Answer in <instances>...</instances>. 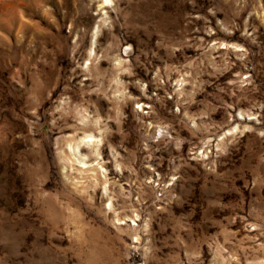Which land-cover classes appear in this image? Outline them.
<instances>
[{"label":"rangeland","instance_id":"374dc122","mask_svg":"<svg viewBox=\"0 0 264 264\" xmlns=\"http://www.w3.org/2000/svg\"><path fill=\"white\" fill-rule=\"evenodd\" d=\"M0 264H264V0H0Z\"/></svg>","mask_w":264,"mask_h":264}]
</instances>
